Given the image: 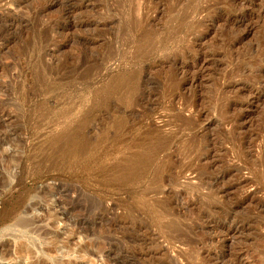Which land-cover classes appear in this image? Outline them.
<instances>
[{"label":"rangeland","instance_id":"1","mask_svg":"<svg viewBox=\"0 0 264 264\" xmlns=\"http://www.w3.org/2000/svg\"><path fill=\"white\" fill-rule=\"evenodd\" d=\"M23 263L264 264V0H0Z\"/></svg>","mask_w":264,"mask_h":264},{"label":"bare ground","instance_id":"2","mask_svg":"<svg viewBox=\"0 0 264 264\" xmlns=\"http://www.w3.org/2000/svg\"><path fill=\"white\" fill-rule=\"evenodd\" d=\"M127 86V85H126ZM125 87V86H124ZM157 145V144H156ZM155 145V147L157 148V146ZM151 147V146H150ZM153 148V147H152ZM23 264H28V263H23Z\"/></svg>","mask_w":264,"mask_h":264}]
</instances>
